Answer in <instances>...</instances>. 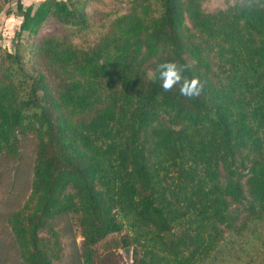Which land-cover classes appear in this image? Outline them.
<instances>
[{
	"label": "trees",
	"instance_id": "16d2710c",
	"mask_svg": "<svg viewBox=\"0 0 264 264\" xmlns=\"http://www.w3.org/2000/svg\"><path fill=\"white\" fill-rule=\"evenodd\" d=\"M18 1L0 46L4 176L32 144L0 264H125L119 249L132 264H264V0H128L91 41L93 0ZM46 17L60 36L39 33ZM166 61L201 94L164 91Z\"/></svg>",
	"mask_w": 264,
	"mask_h": 264
},
{
	"label": "rangeland",
	"instance_id": "374dc122",
	"mask_svg": "<svg viewBox=\"0 0 264 264\" xmlns=\"http://www.w3.org/2000/svg\"><path fill=\"white\" fill-rule=\"evenodd\" d=\"M4 2V8L12 11L11 14L5 15L3 11L0 12V46L11 49L12 39L15 37L18 31V26L21 21V17L15 14L16 11V0H1ZM44 0H19V4L22 9L28 7L31 12L36 6ZM204 6L207 8L222 7V0H206ZM128 6V0H101V1H89L85 5V12L90 17L91 27L86 35L87 40H94L105 28L109 19L112 18L114 12H122ZM115 10V11H114ZM105 13H109V17H105ZM64 32V28L61 27L53 18L46 17L39 25L40 34H54L60 36ZM20 37H24V33H21ZM31 138L23 140L21 149V159L19 161H13L8 163L9 176L2 174L4 166L0 162V216L2 213L12 210L15 206V199L26 192L25 178L29 175L30 167V149H31ZM25 194V193H24ZM22 197V196H21ZM0 221V231L2 227ZM125 264H132L131 262V251L130 249H119Z\"/></svg>",
	"mask_w": 264,
	"mask_h": 264
},
{
	"label": "clouds",
	"instance_id": "9594fccd",
	"mask_svg": "<svg viewBox=\"0 0 264 264\" xmlns=\"http://www.w3.org/2000/svg\"><path fill=\"white\" fill-rule=\"evenodd\" d=\"M187 70L186 66H178L174 62L166 61L157 65L158 79L164 91H171L179 85L180 95L186 98H194L201 94L203 85L196 77H187L184 75ZM149 79H156L155 76L149 75Z\"/></svg>",
	"mask_w": 264,
	"mask_h": 264
}]
</instances>
